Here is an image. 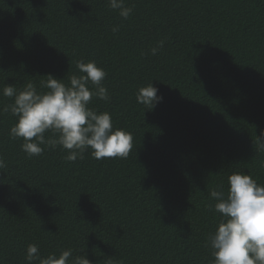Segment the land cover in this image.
Returning <instances> with one entry per match:
<instances>
[{"label":"trees","instance_id":"1","mask_svg":"<svg viewBox=\"0 0 264 264\" xmlns=\"http://www.w3.org/2000/svg\"><path fill=\"white\" fill-rule=\"evenodd\" d=\"M124 2L127 19L108 0H0V264H28L29 244L42 257L71 249L70 262L212 264L210 192L233 172L264 185V0ZM81 59L106 73L109 99L88 107L132 134L131 152L27 156L4 86L68 84ZM150 83L163 97L152 109L136 100Z\"/></svg>","mask_w":264,"mask_h":264},{"label":"clouds","instance_id":"2","mask_svg":"<svg viewBox=\"0 0 264 264\" xmlns=\"http://www.w3.org/2000/svg\"><path fill=\"white\" fill-rule=\"evenodd\" d=\"M108 4L124 19L132 12L124 0H108ZM111 30L115 33L119 26ZM162 45L163 41H159L151 53L155 55ZM76 68L81 74L70 76L68 84L52 74L45 75L47 79L41 84L46 91H38L31 82L20 90L13 85L4 86L2 94L14 99L3 109L16 117L10 136L23 139L21 150L29 157L42 154L41 145L53 150L59 145L68 152L64 157L67 161L82 159L89 149L95 159H126L133 148L132 134L114 129L108 112L98 113L88 107L93 96L109 99L102 83L105 71L95 61L83 59L76 62ZM89 84L95 91L90 90ZM157 92L150 83L137 90L136 100L152 109L163 99ZM46 132L51 135L46 136ZM255 148L257 153H264V129L255 135ZM5 167V160L0 157V169ZM227 185V191L210 192L209 208L221 214L215 231L207 237L212 264H264V185L242 172L229 174ZM71 256L72 250L68 249L58 256L53 252L42 257L38 247L29 244L25 259L28 264H91L85 256H76L70 262Z\"/></svg>","mask_w":264,"mask_h":264}]
</instances>
